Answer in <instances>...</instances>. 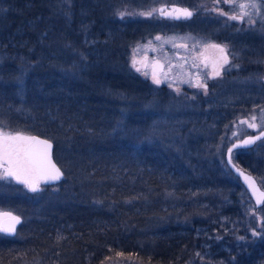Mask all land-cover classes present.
<instances>
[{
    "label": "trees",
    "instance_id": "16d2710c",
    "mask_svg": "<svg viewBox=\"0 0 264 264\" xmlns=\"http://www.w3.org/2000/svg\"><path fill=\"white\" fill-rule=\"evenodd\" d=\"M7 3L3 7L14 13L0 19V124L53 140L66 178L71 166L82 185L75 194L67 189L65 205L45 194L55 184L21 192L7 183L0 205H13L24 222L15 236L0 231V264H105L113 257L134 264H264V228L254 238L247 234L254 215L239 204L246 197L248 206L250 198L242 182L213 168L202 145L200 160L185 163L197 164L191 172L180 168L172 149L162 148V139L145 141L155 127L151 121L160 119L155 109L162 110L168 96L165 86L155 92L130 65L131 45L150 26L117 21L88 0H73L72 7L64 0ZM89 36L96 42H81ZM76 45L83 55L79 67L72 57ZM187 98L189 107L199 106L191 125L214 122L219 134L231 123L228 106L215 101L212 90ZM147 105H153L150 120ZM180 155L186 161L187 150ZM236 162L264 184V152L239 154Z\"/></svg>",
    "mask_w": 264,
    "mask_h": 264
},
{
    "label": "rangeland",
    "instance_id": "374dc122",
    "mask_svg": "<svg viewBox=\"0 0 264 264\" xmlns=\"http://www.w3.org/2000/svg\"><path fill=\"white\" fill-rule=\"evenodd\" d=\"M8 1L9 0H0V19H4L6 13H14V11L11 12L13 9L10 8L8 9L7 7H3L6 4H8L7 3ZM72 2L73 0H67V1L64 0V4L66 3L68 7H72L71 6ZM89 3H90L89 6L93 9L95 8L99 9V6L102 7L103 9L104 8L108 9V15L109 13L114 14V16H116L115 19L117 21H120V19L122 21L132 20L133 22H137V25L150 26V29H148L149 33L148 34L144 33L142 36L143 38L141 40L134 42L131 45L130 48L132 52L130 54V63H131L130 65H132V67L136 70V73L138 72V74H141L145 79L150 80L151 82L150 81L149 82L152 83V85L155 84L154 86L155 92H156V85L165 86L163 93L165 94L167 93V95L168 96L170 95L171 98H167L168 96H166L164 101L165 103H163L162 105L163 107L162 110L155 109L158 112L159 114L158 116L160 117V119L159 120L155 119L151 121L152 126L154 123L155 127L162 126L163 130H158V128L156 130L154 127L148 133V135H146L145 141L147 142V144L149 143L154 144L156 140H159L158 139L159 137L160 139L163 140L162 148H166L169 150L172 149L174 151L173 152L171 150L174 153L173 157L176 159V162L178 161L180 168L184 169V167H186L192 170L191 172H195V170H197V164L193 165V167L192 166L190 167V165L185 163L186 162L189 163V160L193 159L196 156L198 157V161H199L200 160L199 156L204 150V148H202L203 146L207 148L208 153H211V155L213 156L212 159L213 168H215V166L217 167L220 166L221 171L226 172L228 178H232L231 180L233 181L234 180L239 181L240 179H238L237 176H235V174L233 175V173L229 170V166H227V162L225 158L226 149L229 146L228 144H231L234 139L232 135L227 132L216 134L215 133L216 131L214 129V127L216 126L215 124H213L214 122H210V121H204L202 127H196L195 125H191L192 124L191 122L198 121L199 115L197 114V111L199 109V106L189 107L187 102L188 100L187 97L188 96L195 97L197 95L201 96V93L208 94L210 92L208 86L206 87V89H202V90L199 87L197 90L193 89L192 87L195 85V82L199 80V76L206 79V81L209 79L211 81H214L217 78L220 79L221 77H223V75L220 76L214 75L215 70L222 69L221 67H215L213 69L206 68L204 66V63H202L201 61L203 55H205L206 52L212 48V46H210V43H213L212 41H214L211 40L212 35L204 31L198 32V31H189L187 29H182V27L178 25L179 21H174L173 18L171 17L169 18L166 16L164 17L163 15H160L158 12H154L152 16L139 15L141 13H146L152 9H160L162 7L168 9L170 8V5L172 6L177 5L179 7H182L183 9H188L191 12L196 10L200 13V17H202L200 11L202 10L207 11L208 10L207 7L210 8L208 12H213V8L209 3H215L214 0H198V2L194 6L187 4L188 2L185 0H88V4ZM110 7L112 9L109 11ZM237 10L239 9L237 8L236 11ZM121 13H123V17H121ZM233 13L234 12L231 10L229 15ZM176 15L181 16V18L177 20L183 19L182 14H176ZM133 16L135 17L133 18ZM127 17L130 18L125 20V18ZM223 17L228 18L227 16H223ZM246 18L248 21L249 18L248 17ZM250 19L254 20L255 23L250 24L246 21V24L243 27H241V24H238L236 30L238 33H243V32L247 33V45L251 51V55L254 57L253 60L257 61V63H262V66H264V17H262L260 14L254 13L250 17ZM147 21H149V25L148 23H145ZM182 25L185 26V24ZM158 36L161 37L160 40L156 39V37ZM260 36L263 37V40L261 41L258 40V39H262ZM94 41L95 40L89 36L87 39H84L81 42H84V44L87 42L86 44L90 45ZM220 43L225 47L227 55L233 56L231 62L232 60L234 63L240 62V59L243 58L242 52L238 53L234 50V54H233V49H232L233 45L231 43L226 41ZM77 44L80 45L78 42ZM78 49L79 48L77 47V45L76 47L72 48V57H74L73 58V61L75 63L74 65L75 66L78 65L79 67V60L77 59V57L80 59L83 57V55L82 53L78 52ZM158 61L163 62L164 66L163 69L156 71L154 70V65ZM80 64L81 65L84 64L83 60H80ZM137 68H139L140 70L137 71ZM59 70L60 73L65 72V70L61 67ZM262 70L263 71L259 74L260 76L258 78H256V76L253 75L249 77L251 82L255 80L261 83L263 82L262 88H260L261 94L264 93V68H262ZM153 76H155L156 79H159L161 82L157 84L154 81ZM244 78H241L240 80L232 79L231 81L234 83L235 82L241 83L242 81H246L244 80ZM247 81H249V79H247ZM240 83H235L234 85L236 84L238 85ZM256 97L257 95L255 94V92H252V94L250 95L247 94V101L251 99L252 112H248L247 116H245L244 118L242 116L243 114L241 113L234 120L232 119L231 131L236 129L235 127L244 128V124L240 123V121L242 120H248L249 122L256 123L260 128L264 126V112H261V108H264V102L261 101L256 102ZM157 104L159 106L160 101ZM151 106L149 105L144 107L141 106L143 107V112L145 113L148 120H150L153 116H155L151 112L152 110ZM252 115H255L257 117L255 121H251ZM237 118L238 120H236ZM231 123L227 125H230ZM253 129L255 128H250L247 125V131L249 130L253 131ZM0 133L22 135L29 138L31 135V133H29L28 131H25L23 129L20 130L10 129L4 124H0ZM201 136L202 137L207 136L209 140L207 142L205 140L201 141ZM192 137H194L195 142L196 140H198L201 143H191V139H193ZM171 146H173L175 149H173ZM190 146H193V149ZM184 149L187 150V155H188L186 161L184 157L183 156L181 157L180 155L181 153L184 152ZM64 150H65L64 152L65 156L68 158L72 152L70 151L69 148L66 147ZM189 164L192 165V163ZM67 168H68L67 172L69 177L66 178L67 175L64 176L65 177V180H63L64 182L55 184L51 186L49 189L47 188L44 190L47 196L48 195L54 196L56 197L57 202H63L62 204L65 205L67 201H64L63 199L66 198L67 194L70 193L67 189H70V191L75 194L77 193V191L80 190L79 188L80 185H82V180H76L74 177L73 174L74 168L73 170L71 166H68ZM7 183L8 184L14 183L15 187L20 188L18 189V191L21 192L22 191L26 192L29 190L23 184L17 183L15 181L9 182L6 180H0L1 192H4L5 185ZM41 189L43 190L42 187ZM242 193L247 195L245 191H242ZM215 194L220 195L221 192L218 190ZM17 196H20V194ZM239 204H241L243 209H245L246 211L248 207L253 211V215H254V217H252L253 219L251 221L247 220V234L249 233L252 234V229H256V231H260V230L263 231V228L260 227L261 221H258V218H262V217L264 218V211L260 210V209H264V204L262 206L256 207V204L251 197L248 200V206L246 202V197L242 198ZM12 206L13 205H0V220L1 218H3V216L6 213L14 212L13 210L14 208ZM199 211H201V209H199L197 212ZM205 215L207 216L205 217L203 216V218L209 219L208 214ZM28 220L30 219H27V221ZM254 237L255 236L252 234L251 238ZM114 259H121V260H114ZM134 263H135L134 259L130 257H113L111 261H109V263H105V264H134ZM184 264H205V263L203 262V260L201 262L199 260L196 262L195 260H192L185 262ZM212 264H220V263L212 262Z\"/></svg>",
    "mask_w": 264,
    "mask_h": 264
},
{
    "label": "flooded vegetation",
    "instance_id": "af4514ba",
    "mask_svg": "<svg viewBox=\"0 0 264 264\" xmlns=\"http://www.w3.org/2000/svg\"><path fill=\"white\" fill-rule=\"evenodd\" d=\"M209 4L212 6L213 9H221L228 13H230L231 10L233 11V9L229 5L224 3H220L218 5L216 3H209ZM207 8H208L207 11L205 10L200 11L202 17H200V13L195 10L192 11L193 15L190 18L181 19L183 21L177 19H173V20L179 21L178 25L181 26L182 29H187L189 31H198V32L204 31L206 33H210L212 35L211 40H214L212 41L213 43H210V46L220 45L224 47L220 42L226 41L231 43L233 45L232 48L233 54H234V50L238 53L242 52L243 58H241L240 62L237 63H234L232 60L233 62L232 63L231 59L233 58V56L229 55L228 56L229 63L223 65L222 69H219L220 75H223V77H221L220 79L217 78L214 81H211L210 79L206 81V79L199 76V80L195 82V85L192 88L197 90L198 89V87H196L197 84H201V83L206 84L208 88L213 91L215 96V101L218 100L219 101L218 103L225 104L226 107L228 106L229 115L227 118H230V120L232 121V119L234 120L241 113L243 114L242 116L244 118L245 116H247L248 112H252L251 99L247 101V94L250 95L252 94V92H255V94L257 95L256 102L259 101L264 102V93L263 94L260 93V88H262L263 82L261 83L256 80L251 82L249 78L252 75L258 78L260 76L259 74L263 71L262 68H264V66H262V63H257V61L253 60L254 57L251 55V51L247 45V33L244 32H243L244 34L238 33L236 30L238 24H241V27H243L246 24L247 18H245L244 22L233 21V20L230 21V19L223 17V15H220L218 11L208 12L210 8L209 7ZM233 12H234L233 14H236L239 12V10L236 11L235 9V11ZM176 14H180V13H175L174 15ZM163 16L165 17L166 15ZM166 17L169 18V16ZM187 22L189 25L187 24ZM182 24H185V26ZM261 38L262 39H258V40L259 41L263 40V37ZM220 57H221V53L219 52V50L217 48L212 47L206 52L205 55H203L201 61L202 63H204V66L206 68L213 69L215 67H220L222 63ZM241 78H244V80L246 81H242L243 83L235 82V83H240L238 85L237 84L234 85L235 83L231 81L232 79L240 80ZM247 79H249V81H247ZM200 89L202 90L204 88H200ZM217 118H223V117L217 116ZM236 120H238V118ZM231 126L232 123L230 125H227L224 132H227L232 135V137L234 138L232 143L237 139H241V138L243 139L246 136L253 135L264 128L263 126L261 128L260 127L255 128L253 129V131L252 130L247 131V125L244 124V128L235 127L236 129L231 131L232 128ZM252 152L258 154L264 152V138L254 142L253 145L251 146L236 149L233 152V154L235 153L234 154L235 156L233 155L234 160L235 161L237 160L239 154L240 155L247 154L248 157V155L251 154ZM240 159H242V157ZM256 178L258 179L257 176ZM258 181L260 185L264 188V184L261 183L259 179ZM247 193L249 194L248 191Z\"/></svg>",
    "mask_w": 264,
    "mask_h": 264
},
{
    "label": "snow or ice",
    "instance_id": "6c2138e0",
    "mask_svg": "<svg viewBox=\"0 0 264 264\" xmlns=\"http://www.w3.org/2000/svg\"><path fill=\"white\" fill-rule=\"evenodd\" d=\"M214 2L217 5L220 3L227 4L233 9V11L238 8L239 12L231 15L221 9H213V11H218L220 15L227 16L228 19L233 21L244 22L245 18L248 17L249 19L247 22L253 24L255 21L251 20L250 17L254 13L260 14L264 17V0H214ZM154 12H158L160 15L169 16L173 19L181 18L180 15H173V13H180L183 18H190L193 15V13L188 9H173L166 12L163 8L152 9L146 13H141V15L152 16ZM121 17H123V13H121ZM156 39L160 40L161 37L158 36ZM212 47L217 48L221 53L220 60L222 63L220 67L222 68L223 65L228 64L229 60L225 47L220 45H212ZM139 70L140 69L137 68V71ZM214 75L219 76L220 70H215ZM153 79L157 84L161 82L159 79H156L155 76H153ZM196 87L206 89L207 85L201 83L197 84ZM261 112H264V108H261ZM256 119L257 117L255 115L251 116V121H255ZM240 123L247 124L250 128L258 127L256 123L249 122L248 120H242ZM260 136H264V131H261ZM260 136H256L255 138L250 137L242 143L244 145L254 143L255 139H260ZM29 140L34 141L35 138L0 133V180H6L9 182L15 181L23 184L32 192H39L42 190L40 187L41 183L58 181L61 179L63 173L51 161L48 153V149L51 148V145L48 144L47 141L38 142L45 146V150L42 154H37L27 147V142ZM237 146L238 145H233V147ZM231 151L232 149L228 150L229 160L231 159ZM233 167L236 166L233 165ZM237 171H240V169L237 168ZM241 175H244V173L241 172ZM244 178L249 183V186L255 190V181L253 178L247 175H245ZM261 195L264 196V193H261ZM260 210L264 211V209ZM5 215H8L14 224L20 223L19 217L11 216V214ZM14 224L6 228H0V231L13 233L15 232ZM260 227L264 228V218L261 219ZM252 234L254 236L259 235L256 229H252ZM240 239H243V237ZM118 255H122V253H118Z\"/></svg>",
    "mask_w": 264,
    "mask_h": 264
},
{
    "label": "water",
    "instance_id": "95a60500",
    "mask_svg": "<svg viewBox=\"0 0 264 264\" xmlns=\"http://www.w3.org/2000/svg\"><path fill=\"white\" fill-rule=\"evenodd\" d=\"M162 8L165 9L166 12L171 11L173 9H182L181 7H179L177 5H173V6L170 5V8H168V9H166L164 7H162ZM174 14L175 13H173V15ZM163 66H164L163 62L158 61L154 65V70L159 71V70L163 69ZM261 131H264V128L261 129L259 132H256L253 135L246 136L243 139L242 138L241 139H237L231 145L228 146V148L226 149V155H225L227 166H229V168L233 171L235 176L239 177V179L241 180V182L243 183V185L245 186V188L249 192L250 196L254 200V202L256 204V207L262 206L264 204V196L261 195V193H264V188L260 185L258 179L256 178V176L253 173L245 170L244 168H242L241 166H239L235 162L234 157H233V152L236 149L245 148V147L253 145V143L248 144V145H244L242 142L244 140H246V139H249L250 137L251 138H255L256 136H260ZM30 138H35V140L34 141L33 140H29L27 142V147H29L33 152H35L37 154H42L43 151L45 150V146L43 144H41V143H38L39 141H47L48 144L51 145V148L48 149V153H49L50 159L60 169V171L63 173V175H62L60 180L54 181V182H49V183H42V184H44V185H52V184H57L60 181H62V179L65 176V174H64L65 172H64L63 168L60 166V164L57 162V160L55 159V155L53 153L54 150H55V145H54L53 140H51L50 138L45 137L43 135L37 134V133H34V134L30 135ZM262 138H264V136H260V139H262ZM260 139H255V142L260 140ZM233 145H238V146L237 147H233ZM229 149H232V151H231V159L230 160H229V152H228ZM233 165H235L236 167H233ZM237 168L240 169V171H237ZM241 172H243L244 175H241ZM245 175L250 176V177L253 178V180L255 181V190H253V188H251L249 186V183L244 178ZM6 214H11V216H16V217L20 218V223H18V224H14V222L11 220V218L8 215H4L3 218H1V220H0L1 228H6V227H9V226L14 224L15 232H13V233L4 232V233L6 235H8V236H15L17 234L18 230H19L18 228H20V226L23 224L24 218L19 213H15V212H8Z\"/></svg>",
    "mask_w": 264,
    "mask_h": 264
}]
</instances>
